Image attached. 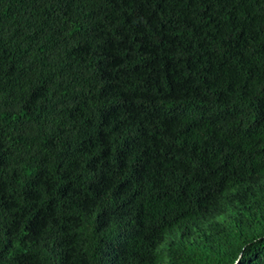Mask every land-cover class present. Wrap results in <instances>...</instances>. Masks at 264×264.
Instances as JSON below:
<instances>
[{"label":"trees","instance_id":"trees-1","mask_svg":"<svg viewBox=\"0 0 264 264\" xmlns=\"http://www.w3.org/2000/svg\"><path fill=\"white\" fill-rule=\"evenodd\" d=\"M0 264H264V0H0Z\"/></svg>","mask_w":264,"mask_h":264}]
</instances>
